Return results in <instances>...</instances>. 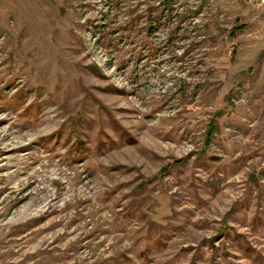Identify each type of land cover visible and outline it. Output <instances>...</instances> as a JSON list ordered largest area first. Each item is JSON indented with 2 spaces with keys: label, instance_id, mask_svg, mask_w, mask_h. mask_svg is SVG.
Here are the masks:
<instances>
[{
  "label": "rangeland",
  "instance_id": "1",
  "mask_svg": "<svg viewBox=\"0 0 264 264\" xmlns=\"http://www.w3.org/2000/svg\"><path fill=\"white\" fill-rule=\"evenodd\" d=\"M164 2L0 0V264H264V1Z\"/></svg>",
  "mask_w": 264,
  "mask_h": 264
},
{
  "label": "trees",
  "instance_id": "2",
  "mask_svg": "<svg viewBox=\"0 0 264 264\" xmlns=\"http://www.w3.org/2000/svg\"><path fill=\"white\" fill-rule=\"evenodd\" d=\"M170 2H171V0H165L164 5L167 7V6H169ZM149 24H150V21H149ZM242 29H243V27H241V28H240V27H238V28H233V29L231 30V34H230V36H231V37L235 36L236 33H238V32H239L240 30H242ZM214 124H215V119H212V120L210 121L209 129H208V131H207V135H206V140H207V141L209 140V137H210V135L212 134V131H213V132L215 131Z\"/></svg>",
  "mask_w": 264,
  "mask_h": 264
},
{
  "label": "water",
  "instance_id": "3",
  "mask_svg": "<svg viewBox=\"0 0 264 264\" xmlns=\"http://www.w3.org/2000/svg\"><path fill=\"white\" fill-rule=\"evenodd\" d=\"M256 1H264V0H256Z\"/></svg>",
  "mask_w": 264,
  "mask_h": 264
}]
</instances>
